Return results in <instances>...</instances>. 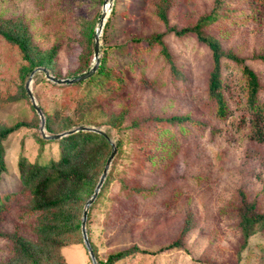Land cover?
Returning a JSON list of instances; mask_svg holds the SVG:
<instances>
[{"label":"rangeland","instance_id":"rangeland-1","mask_svg":"<svg viewBox=\"0 0 264 264\" xmlns=\"http://www.w3.org/2000/svg\"><path fill=\"white\" fill-rule=\"evenodd\" d=\"M105 3L106 0H0V17L22 18L30 26L33 42L41 49L58 43L55 67L66 77L81 68L84 24L93 20L97 27ZM158 3L159 0L106 3L104 25L108 22V27L100 33L99 56L105 49L106 68L120 81L118 86L112 80L104 81L110 86L108 91L95 88L96 81L82 84L81 87L93 88V106L84 114L73 93L64 102L62 88L53 86L40 71L34 72L29 87L45 112L71 116L80 125L106 131L114 143L120 140L121 148L109 166L115 169L113 186L119 177L129 186L147 185L150 179L175 180L179 197H174L167 208L161 206V200L144 203L136 197L116 195L111 188L108 202L101 208L110 212L91 216L88 222L99 258L133 244L157 250L175 239L191 214L194 226L181 249L158 252L144 260L136 257L131 264H264V229L245 240L231 212L240 190L246 191L249 200L258 198L264 212V146L251 141L247 133V89L243 87L242 67L232 59L222 61L221 90L227 113L223 118L213 111L210 115L213 102L208 99L207 85L211 51L196 34L175 33L203 16H216L202 27L203 34L217 39L225 51L233 52L254 70L261 85L258 98L264 103V61L258 59L264 53V5L254 0H171L168 24H163L156 14ZM158 33L163 34L173 66L161 55L159 45L146 48L138 42L137 53L132 48V40L145 41ZM93 63L92 54L89 65ZM22 64L19 49L0 36V125L27 123L3 141L7 168L1 180L3 192L17 184L21 155L39 164L57 160L60 155L58 139L41 137L39 115L30 98L20 95V85L25 86L29 77H21ZM189 109L206 125L197 128L192 140L179 148L177 145L164 157V153L152 152L153 132L143 133L141 141H136L125 129L136 122L138 132L144 131L156 114ZM200 110H204L203 116ZM123 111L126 117L122 126H110V116ZM151 166L164 169H150L142 176L144 169ZM23 203L18 205L15 199L8 205L12 214L7 217V228L13 224V209ZM61 251L69 264H92L84 242L67 245ZM10 253V242L0 239V261Z\"/></svg>","mask_w":264,"mask_h":264},{"label":"trees","instance_id":"trees-1","mask_svg":"<svg viewBox=\"0 0 264 264\" xmlns=\"http://www.w3.org/2000/svg\"><path fill=\"white\" fill-rule=\"evenodd\" d=\"M254 1L264 5V0ZM170 5L171 0H159L157 4L156 14L163 24H168ZM215 18L216 16L213 15L203 16L194 25L176 30L175 33L179 36L194 33L201 42L207 44L211 51L212 68L207 85L208 99L213 102L211 110L208 111L210 115L213 111L217 117L223 118L227 113L221 90L222 61L232 59L241 65L245 76L243 87L247 89L246 106L249 119L247 133L251 141L264 146V103H261L258 98L260 82L254 70L242 58L233 52L225 51L217 39L203 34L202 27L209 21L216 20ZM28 25L22 18L0 17V36L16 46L21 52L23 58V64L20 67L21 77L25 78L30 75L33 69L40 66L46 68L51 75L57 78L76 77L91 67L89 61L94 52L96 28L93 20H86L82 30V66L79 70L67 74L66 77H62L55 67V57L60 45L54 43L47 49H41L33 42ZM107 27L108 22L104 25V32H106ZM131 42L135 44L132 46L136 51L135 53L139 49L137 47L138 42L143 43L146 48L159 45L161 55L173 66V58L163 40L162 33L152 35L145 41L136 39ZM102 52L103 56L100 57L98 67L89 78L71 84H57L49 80L53 86L62 88L64 102L68 101L67 98L73 93L76 98L75 102L83 110V114L86 109L89 110L93 106V88L81 87L82 84L96 81L97 87L95 88L108 91L110 86L105 85L104 81L112 80L117 86V81H120L119 77H116L106 68L107 52L105 49ZM258 59L264 61V53L260 54ZM19 91L20 95L29 97L24 85H20ZM40 108L45 116L46 132H50V134L66 131L80 125V122L71 116H59L57 112L47 113L42 107ZM203 111L200 110L202 116ZM125 117V111L112 114L108 124L118 128L122 126ZM158 123H160V127H155ZM205 125L204 120L198 116H193L192 110L189 109L182 113L156 114L144 131L138 132L139 124L136 122H132L125 129L134 136L136 141H141L143 133L153 132L152 152L155 151V154L164 153V157L171 154L177 145L179 148L184 142L192 140L197 128ZM23 126H27V123L19 121L13 125H0V186L3 174L7 170L3 141L8 135ZM104 133L105 135L88 130L78 131L58 139L59 158L46 164L30 162L24 155L19 157L17 184L12 189L0 191V239L9 241L11 245L10 255L1 260L0 264H69L61 249L67 245L84 242L81 231L83 208L93 194L112 149L109 133L106 131ZM115 145L117 154L121 148L119 139L116 140ZM151 167L143 168L142 176L150 169L152 172L164 169ZM114 172V168L109 169L97 197L89 206L86 219V233L97 264H131L136 257L144 260L156 256L158 252L173 248L181 249L188 233L194 226L191 214L186 216L182 229L175 239L157 250L140 248L133 244L127 248L111 252L103 259L99 258L97 246L91 239L88 222L91 216L110 212L101 208L108 202L106 198L111 188L116 195L125 194L126 197H136L144 203L161 200V206H165V208L171 201L173 202L174 197H179V192L176 191L177 185L173 179H157L156 182V179H150L151 183L149 182L147 185L129 186L123 177H119L113 186V181L116 180ZM239 193L238 201H233L231 212L238 219V226L245 240H247L258 230L264 229V212L260 210L262 205L258 198L249 200L246 191L240 190ZM15 199L18 200V205L24 203L21 204L20 208L13 209V224L7 228L5 226L8 222L7 217L12 214L8 205H11ZM99 206V210H96ZM104 227L105 225H103Z\"/></svg>","mask_w":264,"mask_h":264},{"label":"water","instance_id":"water-1","mask_svg":"<svg viewBox=\"0 0 264 264\" xmlns=\"http://www.w3.org/2000/svg\"><path fill=\"white\" fill-rule=\"evenodd\" d=\"M113 0H106V3L107 4H111ZM106 3L104 4L103 6V9H102V12L99 16V20H98V24H97V27H96V30H95V33H94V52H93V59H94V63L92 64V66L87 70L85 71L84 73L76 76V77H72V78H57L53 75L50 74V72L44 68V67H37L35 69L32 70V72L30 73L29 77H28V80L25 84V88H26V91L28 93V96L31 100V103L33 105V107L35 108L36 112L38 113L39 115V119H40V126H39V129H40V134H41V137L44 138V139H60L66 135H70L74 132H78V131H93V132H97V133H101L103 135H105L104 131L103 130H100L96 127H93V126H86V125H79L77 127H74V128H71L69 130H66V131H62V132H59V133H55V134H48L46 132V129H45V116L40 108V106L37 104V102L35 101V98L32 94V91L29 87V82L32 78V75L34 74V72L36 71H42L46 78L57 83V84H71V83H76V82H80V81H83L87 78H89L97 69L98 65H99V60H100V56H99V52H100V33H101V30L103 29V26H104V20H105V17H106ZM111 145H112V149H111V152L106 160V163L104 165V169L102 171V174L99 178V181L96 185V187L94 188V191H93V194L90 196V198L86 201L85 205H84V208H83V214H82V222H81V231H82V236H83V241L85 243V246L87 247L88 249V252H89V255H90V258H91V261H92V264H97V261H96V258H95V255H94V252L92 250V247L90 245V242L88 240V236H87V233H86V228H85V222H86V219H87V214H88V210H89V206L93 203V201L95 200V198L97 197V194L107 176V173H108V169H109V166L111 164V161L114 157V155L116 154V145L114 142L111 141Z\"/></svg>","mask_w":264,"mask_h":264}]
</instances>
